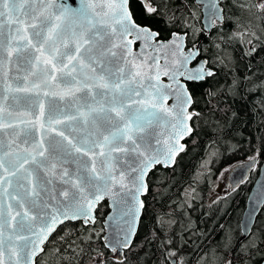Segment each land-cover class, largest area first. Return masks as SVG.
I'll return each mask as SVG.
<instances>
[{
	"label": "snow or ice",
	"instance_id": "6c2138e0",
	"mask_svg": "<svg viewBox=\"0 0 264 264\" xmlns=\"http://www.w3.org/2000/svg\"><path fill=\"white\" fill-rule=\"evenodd\" d=\"M40 5L41 0H0V130L15 132L13 113L24 101L23 111L38 108L42 117L47 114L50 123L61 126L56 135L68 148L66 156H61L45 149L42 139L36 146L41 159H36L13 154L16 140L12 139L0 156V196L8 198L6 209L0 210V264H32L40 234L55 231L66 219L87 221L92 205L106 196L116 197L118 204L130 203L129 196L134 201L147 170L160 164L162 157L166 164L182 151L179 141L191 132L187 124L191 114L185 110L191 97L185 95L181 78L214 74L211 68L204 70L203 61L189 73L186 65L197 58L199 49L184 53L177 32L161 42L159 32L141 24L129 11L128 0H82L79 11L51 4L46 13L39 10ZM259 7L264 11V3ZM145 11L153 17L163 15L158 5ZM98 18L107 23L98 26ZM137 42L179 53L171 68L167 62L163 66L168 84L159 79V56L135 63L141 59L131 52ZM13 65L15 76L11 75ZM49 81L68 89L63 109L46 106L40 99ZM43 96L47 98L48 92L43 91ZM173 97L179 101V110L167 106ZM162 122L171 129L165 127L166 151L161 147L163 136L157 134ZM24 143L27 152V145L36 141L26 138ZM73 151L77 166L69 170L63 165ZM55 176L60 184L53 196L48 185L56 183ZM139 207H144L143 202ZM130 235L125 231L122 238L113 236L106 245L116 259L122 258L119 246L131 249ZM123 259L127 264V253ZM96 264H101L99 258Z\"/></svg>",
	"mask_w": 264,
	"mask_h": 264
},
{
	"label": "trees",
	"instance_id": "16d2710c",
	"mask_svg": "<svg viewBox=\"0 0 264 264\" xmlns=\"http://www.w3.org/2000/svg\"><path fill=\"white\" fill-rule=\"evenodd\" d=\"M162 18L146 13L138 0L130 12L143 25L166 39L171 32L187 34V43L201 41V55L215 73L188 85L196 115L192 134L174 167H156L148 177L144 210L127 264H259L264 259V206L249 237L239 241V217L248 191L264 158V0H224L223 22L206 34L201 10L194 0H150ZM257 157L248 179L219 195L212 184L221 168ZM102 202L96 221L88 227L67 222L53 234L37 260L66 264L54 253H74L70 264H80L102 250ZM53 257V258H51Z\"/></svg>",
	"mask_w": 264,
	"mask_h": 264
},
{
	"label": "water",
	"instance_id": "95a60500",
	"mask_svg": "<svg viewBox=\"0 0 264 264\" xmlns=\"http://www.w3.org/2000/svg\"><path fill=\"white\" fill-rule=\"evenodd\" d=\"M141 2L145 7H149L151 5L150 0H138ZM195 3L200 6L201 10V25L203 27V30L206 34L210 33L217 23L223 22V8L221 6V3L224 0H194ZM101 0H97V3H100ZM54 4L56 8L61 7H70L73 11H79V9L82 7V0H48V3H44V0H41V5L39 6V10L43 12L51 11L50 5ZM129 4V0H128ZM212 5H215V8L212 7ZM130 11V9H129ZM214 13V15H213ZM83 23V22H82ZM104 23H107V21H103L100 18L97 19V25L100 26ZM146 26V25H145ZM147 28L151 29L149 26H146ZM153 30V29H151ZM156 31V30H155ZM180 35L181 42H182V51L184 53H187L188 51L195 52L196 49H199V55L195 60H192L189 64L186 65V69L189 73H194L197 70V67L201 61H203V68L205 71H207L209 68L208 61L205 57H201L200 54V44L201 41L195 43L193 47H187L186 48V33H180L177 32ZM170 37V36H169ZM169 37L166 39H162L159 37L161 42L165 40H169ZM131 52L139 57H141L140 60L135 61V63L140 64L141 61H147V59L155 54L159 56V63L161 65V71H160V82L163 84H168L169 80L166 75H164L165 69L163 66L165 62H167L169 68H171L175 62L176 57L179 55L178 52H175L172 48H158V49H150L144 46L141 42H137L136 45H133L131 48ZM155 67V66H153ZM5 69H7V65H5ZM212 69V68H211ZM147 71V68L144 69ZM213 70V69H212ZM213 73L215 71L213 70ZM12 76L16 75L15 72V66L13 65V71L11 72ZM153 76H155V72L153 71ZM206 78H209L208 76H205L203 79H193L190 78L188 75L185 77H182L180 82L184 85V88L186 90L185 95L191 97L190 103L185 105V110L191 114V120L187 121L188 126L191 128V132L184 135V138L179 141V143L183 144V150L178 151L174 157H169L167 163H163V157L162 162L160 164H156L152 166L149 170H147L146 176L143 178V187L141 189L140 193H137L136 199L133 201L132 198L129 196L127 197V200L130 201L127 205L125 204H118L116 197L112 196H106L105 199L99 200L98 202H95L91 209H90V216L91 218L85 221V219H66L63 221V223H60L56 226L55 231L51 233H43L39 235V239H37V250L35 255L32 257V264H36V259L44 252L45 245L50 240V238L53 236V234L58 230L59 227H61L63 224L67 222H81L84 226H88L96 221V210L99 204H101L103 201L107 203L108 206V212L104 216V219L102 221V226L104 228V233L102 235V239L104 242V246L106 249L112 251L110 247H107L109 240L113 236H118L120 238L123 237V234L125 231H130V240L133 243L135 236L138 232L139 226H140V220L143 214V208L139 207L140 202H143V197L148 192V177L150 173L158 166H161L163 168H172L174 167L176 160L178 156L184 151L186 148L185 140L192 134L193 129L191 126L192 118L196 115V111L192 109L193 105V98L190 94V91L188 89L187 84L190 82H201L204 81ZM43 91L48 92V97L45 98L43 96ZM41 92L40 99L44 100L45 105L51 104L54 108L63 109L66 104V100L69 96L68 89L64 88L62 85H57L52 81H49L48 88L44 89ZM168 107L176 106L177 110H179V101L175 99V97L171 98L167 102ZM19 111L13 113V122L17 125L15 132H13L12 129H6V130H0V156H3L4 152L8 150L7 145L10 140L15 139L16 144L12 145L11 151L13 154L19 153L21 155H29L36 157V159H41L37 152H36V146L43 141L45 142L43 147L45 149L51 148L54 153H57L61 156H66L67 153V142L63 141L61 137L56 135V132L60 130V125L52 124L47 119V114L45 116H41L39 114L38 108H33L31 111H23L24 108V101H21L20 105L17 106ZM33 113H35V119H33ZM21 121L24 123L22 124ZM165 127H168V130L171 131L170 126L164 124L163 122L161 125L157 128V134L163 136V140L161 142V147L163 150L166 151L167 145L164 144V140L167 139V133L165 132ZM25 133H29V135L26 137ZM43 133V135H42ZM28 139L29 141H32L33 138L36 141V144L29 143L27 145V152H25L26 145L24 143L25 139ZM18 145V147H17ZM47 154V153H46ZM75 153L72 152V155L70 157H66L64 161V168H68L69 170H74L77 166V163L75 161ZM91 155V154H90ZM243 160L237 164H235L229 171L226 177V181L229 184L231 189L238 188L241 184H243L249 177L250 171L257 167L258 165V159L257 157ZM99 167V164H97ZM58 167H60L58 165ZM41 175H44V170L41 169ZM51 175V174H49ZM56 183L53 185H48V189L50 193L54 196L55 192L54 189L57 185L60 184L59 176L54 177ZM131 187V185H129ZM47 199V196L45 197ZM55 202V201H54ZM8 203V198L6 196H0V210L6 209ZM144 204V202H143ZM264 206V158L262 162L260 163L258 167L257 176L254 179L248 194L246 196L245 205L242 210V213L239 218V228H240V238L239 241H243L249 237L251 234L252 228L254 226L255 220L257 216L259 215L260 211L262 210ZM247 223L248 227L247 230H245L244 225ZM38 230V225L36 226ZM7 234V233H6ZM44 236H47V239H44ZM40 240H44L43 244H40ZM120 247V253H121V259L115 258V253L113 255V258L117 261H121L123 259V253L125 249L122 246ZM101 260V259H100ZM175 259H172V262ZM96 264V261H95ZM264 264V259L259 263Z\"/></svg>",
	"mask_w": 264,
	"mask_h": 264
},
{
	"label": "flooded vegetation",
	"instance_id": "af4514ba",
	"mask_svg": "<svg viewBox=\"0 0 264 264\" xmlns=\"http://www.w3.org/2000/svg\"><path fill=\"white\" fill-rule=\"evenodd\" d=\"M194 44L195 43H192V44H188L187 43L186 48L187 47H193ZM200 56L203 57L201 54H200ZM191 83H197V82H190V83H188V85H190ZM192 109H194L193 108V105H192ZM107 212H108V208H107V211L105 212L104 216L107 214ZM88 226H90V225H88ZM88 226H85V227H88ZM102 232L104 233V229L102 230ZM100 240L102 241V247H101L102 250L97 251V252H93L87 258H86V254L80 253L79 254V259L76 262H79L80 264H95L96 258H99V259H101V264H125V260L124 259H122L121 261L115 260L113 258L114 252L113 251H110V250H108V249L105 248L104 242H103V239H102V235L100 236ZM125 253H127V259H128V256H129L128 250H125L124 251L123 257H124V254ZM54 255H57L58 257L61 256L64 263L70 264L71 262H74V260L72 259V257H73V255H76V254H74V253H65V254H60V253H54V254H52L51 253L50 254V256H54ZM166 257L170 259V261H171L172 264H173L172 259H175V263H176V258L170 256V254H168L167 251H166ZM51 258H53V257H51ZM53 263H55V262L53 260H51V259H49V260H44V259H40V260L38 259V260H36V264H53Z\"/></svg>",
	"mask_w": 264,
	"mask_h": 264
},
{
	"label": "rangeland",
	"instance_id": "374dc122",
	"mask_svg": "<svg viewBox=\"0 0 264 264\" xmlns=\"http://www.w3.org/2000/svg\"><path fill=\"white\" fill-rule=\"evenodd\" d=\"M250 158H252V157H250ZM246 159H248V158H246ZM234 165L227 166L225 168L220 169V171L216 175V178L214 179V182L212 184V189H211L212 190V196H213V193H219V195H223L224 193H226V194L228 193V191L230 190V186L226 181V177H227V174L229 173L230 169ZM225 264H228V261Z\"/></svg>",
	"mask_w": 264,
	"mask_h": 264
}]
</instances>
